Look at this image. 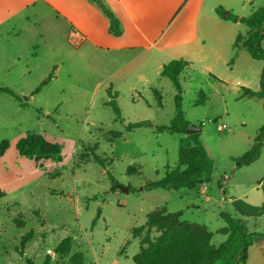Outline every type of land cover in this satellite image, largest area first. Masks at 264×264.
I'll return each mask as SVG.
<instances>
[{
    "label": "rangeland",
    "instance_id": "obj_1",
    "mask_svg": "<svg viewBox=\"0 0 264 264\" xmlns=\"http://www.w3.org/2000/svg\"><path fill=\"white\" fill-rule=\"evenodd\" d=\"M28 1L0 0V88L21 99L0 93V142L8 144L0 157V264H42L46 256L48 264H134L146 245L145 230L138 236L133 230L162 209L207 227L215 246L226 238L219 233L226 226L221 213L264 233V144L252 163L235 165L264 126L259 99L241 98L209 76L184 70L180 109L200 129L210 177L194 190L150 189L178 166V149L192 145L183 134L153 129L167 126L176 111L177 92L160 76L168 58L151 51L143 67L131 62L133 53L104 51L89 41L75 47L62 18ZM255 4L254 10L264 0ZM152 89L160 92L161 106ZM138 122L145 124L126 131ZM28 134L41 135L59 153L20 155L15 145ZM28 232L33 238L22 245ZM158 236L152 229L150 240ZM66 237L70 249L61 256L55 248ZM254 239L244 264H264V236Z\"/></svg>",
    "mask_w": 264,
    "mask_h": 264
},
{
    "label": "crops",
    "instance_id": "obj_2",
    "mask_svg": "<svg viewBox=\"0 0 264 264\" xmlns=\"http://www.w3.org/2000/svg\"><path fill=\"white\" fill-rule=\"evenodd\" d=\"M98 1L116 18L119 34L110 32L109 20L95 0H29L26 6L39 2L42 8L47 7L62 18L68 41L75 47L89 41L104 51L133 53L131 62L143 67L146 66L145 55L155 51L156 56L168 58L166 63L179 59L187 61L186 69L209 76L235 90L241 98L243 88L260 89L264 62L253 59L245 49L236 53L233 50L235 38L244 36L248 29L242 33L236 22L216 14V8L222 7L237 16L247 17L255 11L254 6H258L256 0ZM239 10L247 15L237 13ZM260 46L264 49V40ZM259 100L264 104V100ZM203 188L206 191L205 185Z\"/></svg>",
    "mask_w": 264,
    "mask_h": 264
},
{
    "label": "trees",
    "instance_id": "obj_3",
    "mask_svg": "<svg viewBox=\"0 0 264 264\" xmlns=\"http://www.w3.org/2000/svg\"><path fill=\"white\" fill-rule=\"evenodd\" d=\"M101 11L109 20V30L113 34H119L118 23L116 18L98 1ZM218 17L230 20L232 22L244 24L248 32L244 36H237L233 43L235 53L239 48L245 49L249 55L256 60H264V49L261 48L260 42L264 40V6L255 10L247 17H240L231 11H226L222 7L216 8ZM189 66L185 60H172L162 66L160 76L170 80L177 92L175 96L176 111L174 118L167 126H154L157 132H168L170 134H185V129L189 122L185 120L180 109V95L182 92L179 77L181 73ZM48 78L39 86L42 87ZM260 89L252 91L243 88L242 97L258 98L264 100V67H262L259 78ZM39 88L35 90L38 92ZM153 94L161 106V94L158 90L152 89ZM0 93L12 96L15 100L20 101L19 96L14 94L7 88H0ZM24 105L23 103H21ZM110 105L117 117L119 110L114 103ZM264 107V104H262ZM144 122L128 124L126 131L143 126ZM114 138L119 137L120 133L115 132ZM192 141L191 147H182L178 149V166L168 170L163 179L147 185L148 188H161L169 190L197 189L201 184L207 182L210 177L209 164L206 153L198 141V134L187 135ZM264 126L259 129L258 134L254 138V143L250 150L242 156L235 159L236 167L249 165L259 155V150L264 144ZM8 149L5 141L0 142V157L3 156ZM16 151L26 157H51L59 153L57 145L46 141L41 135L28 134L15 145ZM93 161L104 166V161L98 156L93 155ZM4 196V192L0 190V197ZM181 213H169L162 210H154L146 217L143 225L133 230V235L145 230L142 239L143 245L139 253L133 256L134 264H244L248 257V248L253 244L256 236H264V233H254L247 229L245 222L240 219L233 218L228 213H221V217L225 220L226 226L219 230L224 235L225 240L215 246L211 243L212 233L207 227L199 224H192L180 220ZM156 229L159 236L155 240H150V232ZM33 238L31 232L26 233L21 238V244ZM71 238L66 237L60 241L55 248L56 253L61 256L66 255L70 249ZM78 258H76L77 260ZM49 256H46L42 264H48ZM80 261V259H78Z\"/></svg>",
    "mask_w": 264,
    "mask_h": 264
},
{
    "label": "water",
    "instance_id": "obj_4",
    "mask_svg": "<svg viewBox=\"0 0 264 264\" xmlns=\"http://www.w3.org/2000/svg\"><path fill=\"white\" fill-rule=\"evenodd\" d=\"M200 131L199 128L195 127L194 125H188L187 128L185 129V135H191V134H195L198 133ZM123 192L127 193L128 190L127 189H122Z\"/></svg>",
    "mask_w": 264,
    "mask_h": 264
},
{
    "label": "built area",
    "instance_id": "obj_5",
    "mask_svg": "<svg viewBox=\"0 0 264 264\" xmlns=\"http://www.w3.org/2000/svg\"><path fill=\"white\" fill-rule=\"evenodd\" d=\"M72 37H75V34L74 33H72ZM222 190H224V188H222L221 191ZM204 191H205V188H202V192H204Z\"/></svg>",
    "mask_w": 264,
    "mask_h": 264
}]
</instances>
